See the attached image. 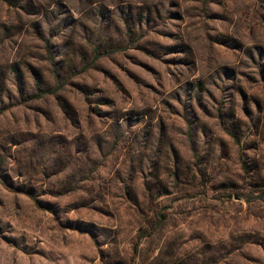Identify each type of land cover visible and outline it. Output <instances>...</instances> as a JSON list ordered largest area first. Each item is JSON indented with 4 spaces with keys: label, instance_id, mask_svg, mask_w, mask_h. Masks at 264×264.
Masks as SVG:
<instances>
[{
    "label": "rangeland",
    "instance_id": "1",
    "mask_svg": "<svg viewBox=\"0 0 264 264\" xmlns=\"http://www.w3.org/2000/svg\"><path fill=\"white\" fill-rule=\"evenodd\" d=\"M13 64L0 264H264V0H0Z\"/></svg>",
    "mask_w": 264,
    "mask_h": 264
},
{
    "label": "trees",
    "instance_id": "2",
    "mask_svg": "<svg viewBox=\"0 0 264 264\" xmlns=\"http://www.w3.org/2000/svg\"><path fill=\"white\" fill-rule=\"evenodd\" d=\"M3 29H5V28H3ZM38 40L40 42H43V47L41 48V50H42L41 57H42V60L47 65L46 66L47 67L46 73L48 76H47V78H45L40 71L33 69V67L31 65L27 64V67L29 69H31V76L34 79L33 90H34L35 94L33 96H30V98L35 99V100L40 99V98L44 97L45 95H48L49 93H55L58 89H61L63 87V85L65 84L66 77H68L70 75L69 74L70 69L64 70L63 68H61L62 67L61 65L59 66V61L54 60V57L52 56V53H51L49 41L48 40L43 41L42 38H38ZM19 71H20L19 66L17 64H13L9 67L8 66L5 67V69H3V70H0V73H3V72L16 73ZM71 75H76V73L75 74L72 73ZM50 81H52L56 85V88H55V90H53V92L43 90V87L45 85L47 87H49ZM10 96H11L10 92H8L4 95V97L7 101L11 100ZM2 103H3V101H2ZM5 111H7V110H4L0 106V115H3L5 113ZM236 142H238V141L236 140ZM242 169H243V175L248 179L249 174L247 171V166H245V164H244ZM173 175H175V173ZM251 176L252 175H250V177ZM261 179L264 180V178H261ZM262 180L255 182V183H250V186L254 185L255 191L260 192V191H262V189H264V181H262ZM233 185L234 184H227V185H225V187L232 189L234 187ZM234 193L237 195V197H239V199L244 198L245 200H246V197L248 195V194H237L236 191ZM261 193L263 196L264 192H261ZM129 200H131L132 204L136 207V209H137L136 211H139L140 209H139V205L137 203V200L136 199H129ZM32 201L36 204L38 203L36 198H32ZM162 219L163 218H162L161 214L157 213L155 215V220L157 221V225H160L162 223ZM139 239H141V237Z\"/></svg>",
    "mask_w": 264,
    "mask_h": 264
}]
</instances>
